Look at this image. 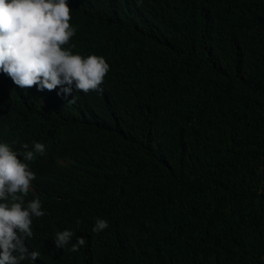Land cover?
Returning <instances> with one entry per match:
<instances>
[{"label": "trees", "instance_id": "1", "mask_svg": "<svg viewBox=\"0 0 264 264\" xmlns=\"http://www.w3.org/2000/svg\"><path fill=\"white\" fill-rule=\"evenodd\" d=\"M68 4L63 47L110 69L67 98L0 83V142L45 145L21 264H264V0Z\"/></svg>", "mask_w": 264, "mask_h": 264}, {"label": "clouds", "instance_id": "2", "mask_svg": "<svg viewBox=\"0 0 264 264\" xmlns=\"http://www.w3.org/2000/svg\"><path fill=\"white\" fill-rule=\"evenodd\" d=\"M71 18L68 0H0V83L8 84L16 91L14 95L34 86L41 92L60 86L58 95L67 98L73 84L84 93L102 91L100 85L110 69L107 60L96 54H73L63 47L75 35ZM44 151L41 142L34 141L31 149L23 143L19 152L0 142V264H21L39 257L38 252L29 251L25 240L33 236L32 218L46 213L39 198L25 206L29 190L35 197L39 193L32 164L19 157L30 162ZM108 226L106 219L97 218L92 232ZM74 236L69 229L59 231L54 243L58 249L71 244V251L77 252L86 238L73 242Z\"/></svg>", "mask_w": 264, "mask_h": 264}]
</instances>
